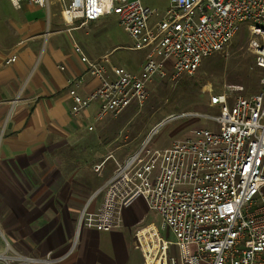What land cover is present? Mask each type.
Listing matches in <instances>:
<instances>
[{
    "label": "built area",
    "instance_id": "1",
    "mask_svg": "<svg viewBox=\"0 0 264 264\" xmlns=\"http://www.w3.org/2000/svg\"><path fill=\"white\" fill-rule=\"evenodd\" d=\"M23 1L10 0L15 8ZM30 1L48 7L51 0ZM58 2L68 23L115 15L132 41L127 49L145 53L141 69L134 72L109 66L107 58L89 60L77 47L86 74L97 78L99 86L83 97L76 88L86 76L68 80L73 116L95 102L97 121L134 103L143 105L155 79L192 76L244 26L260 40L255 61L264 68V0H169L163 13L140 0ZM15 60L13 56L7 63ZM261 83V91L248 97L212 96L210 105L218 112L203 117L213 127L196 128L169 147L148 144L164 124L187 115L170 116L154 127L138 151L116 163L113 176L98 191L104 193L98 209L82 211L78 226L85 221L88 228L110 232L121 221L123 210L140 200L160 217L159 228L144 230L151 251L168 248L159 231L174 238L179 262L172 258L171 264H264V77ZM95 170H102V165ZM0 237L4 238L1 230ZM11 259L29 264L62 261L50 256Z\"/></svg>",
    "mask_w": 264,
    "mask_h": 264
},
{
    "label": "crops",
    "instance_id": "2",
    "mask_svg": "<svg viewBox=\"0 0 264 264\" xmlns=\"http://www.w3.org/2000/svg\"><path fill=\"white\" fill-rule=\"evenodd\" d=\"M80 21L65 22L58 0L48 7L24 0L20 8L0 0V253L6 246L25 256L60 258L57 264H143L141 250L151 248L142 249L122 232L77 229L80 212L98 209L104 197L98 191L116 169L106 173L112 156L99 176L77 164L76 155L67 157L79 149L72 148L85 129L93 131L99 122L96 102L78 116L71 114L68 80L86 76L76 88L83 97L99 86L86 74L77 47L89 60L107 58L109 66H130L125 54L108 59L120 51L141 53L142 64L145 57L127 49L131 43H114L111 30L120 26L115 15ZM13 56L16 60L7 63ZM139 207L147 209L140 200L126 208L125 227L137 222Z\"/></svg>",
    "mask_w": 264,
    "mask_h": 264
},
{
    "label": "rangeland",
    "instance_id": "3",
    "mask_svg": "<svg viewBox=\"0 0 264 264\" xmlns=\"http://www.w3.org/2000/svg\"><path fill=\"white\" fill-rule=\"evenodd\" d=\"M140 1L159 13H163L169 3V0ZM111 31L114 43H121L122 45L132 43L123 27L116 26ZM259 42V38L251 28L244 26L228 46L205 59L192 76H184L176 80H173L171 76L166 79H155L149 85L148 97L143 105L134 103L121 113L110 115L99 121L93 131L85 129L81 141L76 145L78 147L72 148L79 149L68 152L69 161L76 155L77 158L74 159L77 164L85 163L93 172L92 174L99 176L102 170L96 171L95 167L102 165L103 168L105 161L109 156H112L111 160L106 163V173L109 175L116 168L115 161H122L128 155L138 151L150 136L153 128L170 116L187 115L160 127L158 132L149 140V148L169 147L175 139L188 136L196 128L213 127L214 123L203 117L206 115L213 116L218 112V108L210 105L212 96L227 94L231 98L236 96L248 97L261 91L264 68L255 61V48ZM120 54H125L127 57L125 66L130 63V66L127 67L130 71L140 70L143 62L141 53L120 51L114 57H111V54L108 59L116 58ZM126 210H123L121 221L112 231L122 232L126 239H131L133 243H138L139 246L138 235L143 232L142 246L151 248L146 238L147 231L144 230L148 229L149 225L159 228L160 217L148 209L139 207L136 212L137 222L134 221L132 226L125 227L124 214ZM82 211L77 219V229L79 230L81 227H86L85 221L78 226ZM86 212L94 213L96 210L92 212L86 210ZM159 235L169 244L168 248L166 250L155 248L151 252L141 250L143 264H171L172 258L179 262V254L173 243V236L167 231H159ZM76 244L77 239L74 238L71 253L76 249ZM4 247V251L0 253L2 257L0 264H29L12 260V257L25 255L15 253L6 246ZM39 258L43 259L44 257ZM50 258L55 259L51 256Z\"/></svg>",
    "mask_w": 264,
    "mask_h": 264
}]
</instances>
